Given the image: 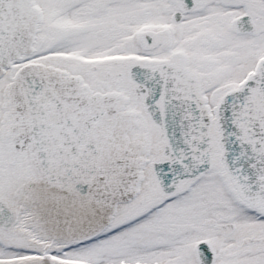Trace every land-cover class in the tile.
Returning <instances> with one entry per match:
<instances>
[{
	"label": "snow or ice",
	"instance_id": "snow-or-ice-1",
	"mask_svg": "<svg viewBox=\"0 0 264 264\" xmlns=\"http://www.w3.org/2000/svg\"><path fill=\"white\" fill-rule=\"evenodd\" d=\"M0 264H264V0H0Z\"/></svg>",
	"mask_w": 264,
	"mask_h": 264
}]
</instances>
